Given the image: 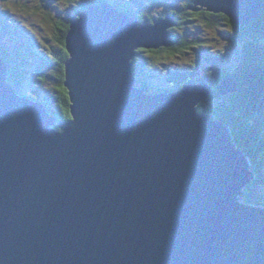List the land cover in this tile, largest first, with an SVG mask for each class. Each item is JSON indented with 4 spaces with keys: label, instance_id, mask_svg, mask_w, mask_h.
Masks as SVG:
<instances>
[{
    "label": "water",
    "instance_id": "1",
    "mask_svg": "<svg viewBox=\"0 0 264 264\" xmlns=\"http://www.w3.org/2000/svg\"><path fill=\"white\" fill-rule=\"evenodd\" d=\"M102 2L66 37L73 120L20 94L0 51V264H264V208L239 199L250 161L198 113L213 87L137 86L135 50L171 44L172 16L141 25ZM259 6L192 8L249 24Z\"/></svg>",
    "mask_w": 264,
    "mask_h": 264
},
{
    "label": "trees",
    "instance_id": "2",
    "mask_svg": "<svg viewBox=\"0 0 264 264\" xmlns=\"http://www.w3.org/2000/svg\"><path fill=\"white\" fill-rule=\"evenodd\" d=\"M58 1L59 0H56L54 4H48L46 2L41 4L35 3V5L30 7V9H32L31 11L28 9V4L26 2L22 3L21 0H0V3L11 13L20 15V18L23 19L21 20L22 26L28 30V32L34 34L37 43L41 42L44 45L41 46V48L46 50V56L40 57L43 65L46 66L47 69L50 67L54 68V73H52L55 80V85L52 87L54 90L52 94L53 98L49 100L41 98L36 94H32V96L35 99L43 100L47 104L50 112L58 116L59 119L69 121L73 120V115L69 90L65 85L66 61L70 56L66 45V37L72 21L75 18H79L87 9L90 0H64L67 1L68 4L61 9L57 6ZM118 1L120 2L121 8H124L133 16H138L143 22L153 21L155 16L158 17L160 15L150 12V9L153 7L152 0H129L127 3L122 2V0ZM193 1L194 0L190 2L184 1L183 5H180L178 9L174 10L173 13L177 17L178 25L181 24L183 20H186V22L194 21V23H196V27L204 34L203 38H199L198 40L200 48H203V51H207L204 55L209 54L212 56L213 65L214 61H216L217 64L214 66L218 67L220 75L222 74V76L233 79L237 89L234 92L222 95L219 92V81L221 77L218 76L219 72L216 76L208 74L199 78L195 69L188 70V72L175 71L172 73L169 82H166L163 87L162 85H157L156 88L160 89V87H162L164 89L168 88L169 90L180 89L186 82H196L199 80H207L214 85L213 93L208 100L209 105L203 108L204 102H201L199 106L202 109L199 110L198 106V110L215 114L218 118L231 126L237 145L250 156L257 172V178L245 188V193L242 197L249 203L252 202L264 205V198L259 197V188L256 185L260 181H263L261 170H264V91H261L262 88L264 90V0H261L262 8L256 19L252 24L245 26L238 25L232 17L226 14L210 12L205 8L194 9L192 8ZM49 5H52L55 12L48 8ZM39 16L43 17L48 24L55 19L57 20L54 23V27L52 29L49 28L52 36L50 43H47L49 41L47 37L38 33L39 30H41V27L37 23V18ZM178 25L171 30H177ZM229 25L234 27L236 31L238 30L240 32L241 30L243 36H248L249 38L248 41L245 42L243 52L244 59L247 61L252 75L251 73L248 74L247 70H243V67H235L226 63L225 60L229 57L227 54L228 49L231 50V48L222 50L218 47L220 50L218 52L211 50L212 43L216 41L219 36L218 33L230 31L227 28ZM208 29H213L215 34H207L206 31ZM191 31L192 29L186 31V33ZM172 34L174 37V42L172 44L159 49L137 48L136 55L133 59V67L135 69L134 72L137 77L138 87L144 88L147 91H152L153 86L150 84L148 78L150 73L149 70L152 69L156 63L169 58V56H173L175 53H180L188 47L189 42L184 36L185 34ZM46 43L51 52L47 50ZM225 44L231 45L227 39H220V45ZM18 46L20 47V44H18ZM0 51L5 60L9 61L7 52L2 46H0ZM145 52L149 54H143ZM27 72L28 65L25 64L24 73ZM20 73L21 72L15 65L9 66V75L7 77L19 93L22 92L25 94L22 90L23 81L21 80L26 75ZM48 74L49 73L46 71L43 79H46ZM155 86L156 84L154 87ZM254 92L255 94H253ZM236 95H238V97ZM211 102H214V104Z\"/></svg>",
    "mask_w": 264,
    "mask_h": 264
},
{
    "label": "rangeland",
    "instance_id": "3",
    "mask_svg": "<svg viewBox=\"0 0 264 264\" xmlns=\"http://www.w3.org/2000/svg\"><path fill=\"white\" fill-rule=\"evenodd\" d=\"M56 0H21V2H26L28 4V9L31 11L30 7L32 5H35V3H51L54 4ZM185 0H157L155 1L154 8L155 9H161V11L168 12L170 9H174L180 2ZM0 3V46L5 49L7 52V55L9 57L10 65H15L17 69L25 74L26 76L22 78L21 81H23L22 90L25 93L36 94L40 96L41 98H46L51 100L53 98V86L55 85L54 77L52 76V73H54V68L50 67L47 69L46 66L43 65L42 60L40 57L46 56L45 52L46 50L42 49L41 46H44L41 42L37 43L34 34L31 32H28L23 26L20 18V15H17L15 13H11L8 9H6L3 4ZM67 1L59 0L57 3V6L59 9L64 8L67 6ZM49 9L52 8V5L48 6ZM47 8V9H48ZM46 10V9H43ZM55 12V11H54ZM166 19V18H165ZM10 21L7 23L6 21ZM57 20L51 21L49 24L46 23V20L43 17L37 18V23L41 27V30H39V34H42L43 36L47 37L49 41L47 43H50V39H52L50 29L54 27V23ZM174 28V27H172ZM171 28V29H172ZM227 28L230 30L229 32H219L218 38L216 41L212 43V49L215 52L220 51L218 49L221 48L222 50L226 48L228 49V58L225 60L227 64L235 67L238 66L239 60L241 61L243 57V46H245V42L248 41V36H243V32L240 30V32L232 27L227 26ZM191 32L186 33V31L191 30ZM169 31V29H168ZM179 35H184L186 38H190L191 42L189 44V47L184 49L180 53H175L173 56H169V58L164 59L160 61L159 63H156L152 69H150V73L148 75L150 84L152 86L157 87V85H164L165 82H169L173 71L176 72H188V70L195 69L196 73L200 76L204 75H213L216 76L218 73V67L214 66L217 64L216 61L213 60L212 56L209 54H201L196 50V48H200V44L196 39L203 38L204 34L201 33L200 30L196 27V23L194 21L186 22V20H183L181 24L178 25L177 30H173ZM235 31V33H234ZM207 34H215V31L213 29H208L206 31ZM43 38V37H42ZM227 39V41L231 44H225L220 45V39ZM34 41V42H33ZM46 43L47 50L50 51V48L48 47ZM216 43V44H215ZM20 44V47L18 46ZM19 51V54H18ZM34 51V53H33ZM51 52V51H50ZM40 53V54H37ZM201 53H204L201 51ZM143 54H149L148 52H145ZM27 55V56H26ZM202 57V58H201ZM206 59H205V58ZM24 58V60H23ZM12 61H11V60ZM207 61V62H206ZM219 62V61H218ZM247 61L245 60L244 66L246 65ZM25 64L28 65V72H25ZM45 70V71H44ZM48 72L46 79H43L45 72ZM20 73V74H21ZM160 82V83H159ZM238 97V95H236ZM210 99V96L207 95L202 99V102H204V107H207L208 100ZM214 104V102H211ZM201 104V103H200ZM199 104V105H200ZM198 105V106H199ZM202 108L199 106V110ZM205 112V111H201ZM214 116L218 118L215 114ZM220 119V118H219ZM261 174L263 177V181H260L256 185L259 188L260 193L264 195V170H261ZM255 180H253L254 182ZM260 184V185H259ZM263 190V191H261ZM259 193V194H260Z\"/></svg>",
    "mask_w": 264,
    "mask_h": 264
},
{
    "label": "clouds",
    "instance_id": "4",
    "mask_svg": "<svg viewBox=\"0 0 264 264\" xmlns=\"http://www.w3.org/2000/svg\"><path fill=\"white\" fill-rule=\"evenodd\" d=\"M103 0H90L89 2H88V4H89V6H92V5H100V4H102L103 2H102ZM104 1H106L107 3H110L111 4V6H113L114 8H116L117 10H119L120 12H122L123 14H125V15H127L128 17H130V18H134V17H136V18H134V19H138L139 21H140V23L139 24H141V25H144V24H148V23H154V21H146V22H143L138 16H133V15H131V14H129L124 8H121V5H120V2L118 1V0H104ZM129 0H122V2H124V3H127ZM155 1H157V0H152V2L153 3H155ZM185 1H187V2H190V1H192V0H185ZM195 1V0H194ZM194 1H193V4H194ZM258 1H260V6H259V8H258V10L256 11V14H255V16L253 17V20H252V22L251 23H249V24H240V23H237L235 20V23H237L238 25H243V26H245V25H250V24H252L253 23V21L256 19V17L258 16V14L260 13V10H261V8H262V1L261 0H258ZM132 2V1H131ZM135 2V1H134ZM183 2L184 1H182V2H180L174 9H170L168 12H166L165 13V11H161V9H155L154 8V4H153V7L150 9V12L151 13H158V14H160L158 17H156L155 16V18L154 19H158V18H163V19H165L166 18V16L167 15H169V12H170V14L172 15V16H175V14L173 13L174 12V10H176V9H178L179 7H180V5H183ZM88 6V7H89ZM149 6V5H148ZM209 11V10H208ZM163 12V13H162ZM210 12H214V11H210ZM214 13H223V14H226V13H224V12H214ZM227 15V14H226ZM227 16H229V15H227ZM176 17V16H175ZM230 17V16H229ZM234 19V18H233ZM7 23H9L10 21L8 20V21H6ZM73 22V21H72ZM174 22H175V24L174 25H172L171 27H173V26H177L178 25V21H177V17H176V19L174 20ZM72 24V23H71ZM171 27H169V32H170V36H171V38H172V42H171V44L174 42V37H173V34L172 33H174L175 35H176V32H173L172 30H171ZM188 40V47H189V44H190V42H191V39L190 38H187ZM199 40V38L198 39H196V41H198ZM164 47V46H163ZM187 47V48H188ZM161 48V47H160ZM204 48H206V47H204ZM146 49H150V48H146ZM159 49V48H158ZM186 49V48H185ZM201 48H196V50L200 53V55L201 54H205V52H207V51H203L204 49L202 48L201 50H200ZM243 49H244V46H243ZM137 50V49H136ZM136 50H135V54H134V56H133V58H132V65H133V59H134V57H135V55H136ZM201 51H203L204 53H201ZM33 53H34V51H33ZM37 54H40V53H37ZM3 55V54H2ZM205 56V55H204ZM202 58V57H201ZM240 59H242L241 61L239 60V62H238V66L239 67H243L244 66V62H245V59H244V52H243V57L242 58H240ZM213 60V59H212ZM5 61H7V60H5ZM8 62V61H7ZM207 62V61H206ZM8 67H9V63H8ZM133 69H134V67H133ZM249 69V70H248ZM135 70V69H134ZM243 70H247L248 72V74L249 73H251V71H250V67H249V65H248V63H246V65H245V67H243ZM173 72H175V71H173ZM218 76H221L220 77V88H219V92L222 94V95H226V94H228V93H231V92H234V91H236V89H237V86H236V83H235V81L233 80V79H231V78H229V77H227V76H222V74L220 75V70H218ZM135 73V72H134ZM8 75H9V73H8ZM7 75V76H8ZM251 75H252V73H251ZM199 76V78L200 77H202V76H200V75H198ZM205 76V75H204ZM256 79V78H255ZM166 83V82H165ZM190 83H193V84H199V83H204V84H206V85H210V86H212L213 87V90H214V85H212L209 81H207V80H199V81H196V82H192V81H189V82H186L185 84H190ZM184 84V85H185ZM161 85V84H160ZM183 85V86H184ZM164 85H162V87H163ZM183 86L180 88V89H174V90H169L168 88L167 89H164V88H162V87H160V89L159 90H157L154 86H153V90L152 91H147V90H145L144 88V90L146 91V92H151L153 95H155V94H157V93H162V94H168V93H170V92H173V91H178V90H181L182 88H183ZM15 87V86H14ZM229 87H231V88H229ZM16 88V87H15ZM226 89H228V92L227 93H224V92H222L221 90H226ZM17 90V89H16ZM213 90L210 92V94H209V96L211 97V95H212V93H213ZM261 91H264L263 90V88H262V90ZM21 94V93H20ZM253 94H255V92L253 93ZM31 94H28V93H25V95L24 96H27V97H31L30 96ZM38 100V99H37ZM40 101H43V100H40ZM44 102V101H43ZM202 102V100L199 102V104ZM45 103V102H44ZM198 104V105H199ZM198 113H210V112H201V111H199L198 110ZM210 114H212V113H210ZM214 115V114H213ZM225 124H227L226 122H224ZM228 125V128H229V132H230V134H231V137H232V141H233V143H234V147L236 148V149H238V150H240V152L244 155V156H247V158L249 159V161H250V169L253 171V173H254V177H253V179L250 181V182H248L243 188H242V193L239 195V199H240V201L241 202H243V203H245V204H247V205H250V206H253V207H257V208H264V205H259V204H256V203H249V202H247V201H245L244 199H243V197H242V195H244V193H245V188L249 185V184H251L252 182H253V180H255L256 178H257V172H256V170H255V168H254V166H253V162L251 161V159H250V156L249 155H247L243 150H242V148L241 147H239L238 145H237V143H236V139H235V137H234V134H233V131H232V129H231V126L229 125V124H227ZM260 185V184H259ZM258 188H260V187H258ZM261 191H263V190H261ZM260 192H258V194H259ZM259 197H262V198H264V195L262 194V193H260L259 194Z\"/></svg>",
    "mask_w": 264,
    "mask_h": 264
},
{
    "label": "bare ground",
    "instance_id": "5",
    "mask_svg": "<svg viewBox=\"0 0 264 264\" xmlns=\"http://www.w3.org/2000/svg\"><path fill=\"white\" fill-rule=\"evenodd\" d=\"M103 4V3H102ZM102 4H100V5H102ZM108 4H110V3H108ZM111 5V4H110ZM169 15H171L170 14V12H169ZM172 16V15H171ZM134 18H136V17H134ZM172 20L174 21L175 19H176V17L175 16H172ZM173 27H175V26H173ZM172 28V27H171ZM173 31V30H172ZM157 89V88H156ZM157 90H159V89H157ZM22 95H25L24 93H22V92H20ZM149 94H151V95H153L151 92H148ZM31 98H34V97H31ZM59 120H62V119H59ZM64 121H68V120H64Z\"/></svg>",
    "mask_w": 264,
    "mask_h": 264
}]
</instances>
